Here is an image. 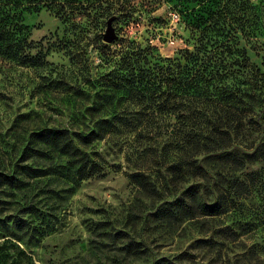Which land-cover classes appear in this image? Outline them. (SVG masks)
I'll use <instances>...</instances> for the list:
<instances>
[{
  "label": "rangeland",
  "instance_id": "374dc122",
  "mask_svg": "<svg viewBox=\"0 0 264 264\" xmlns=\"http://www.w3.org/2000/svg\"><path fill=\"white\" fill-rule=\"evenodd\" d=\"M220 1L226 3L225 24L264 76V0ZM17 10L22 34L32 42L30 54L39 53L43 62L20 65L0 56L5 171L14 141L20 145L36 126L88 129L113 110L109 102L121 111L115 104L123 90L102 81L119 67L127 44L148 49L151 62L177 58L180 49L193 47L191 22L206 16L202 0H21ZM108 24L111 40L104 39ZM95 104L101 106L91 109ZM252 113L264 116V104ZM126 135L127 142L114 133L85 146L99 174L74 181L52 167L57 158L33 159L51 170L25 178L14 190L0 186V255L7 251L6 261L16 256L19 264H153L161 256L176 264H264L263 191L240 196L227 191L236 205L220 215L180 216L175 200L185 196L187 182L167 185V159L158 162L154 150H145V139ZM154 138L161 146L169 135L164 129ZM136 171L144 172L152 188L133 180ZM207 186L209 197L216 198L215 180ZM17 215L23 219L16 223Z\"/></svg>",
  "mask_w": 264,
  "mask_h": 264
},
{
  "label": "trees",
  "instance_id": "16d2710c",
  "mask_svg": "<svg viewBox=\"0 0 264 264\" xmlns=\"http://www.w3.org/2000/svg\"><path fill=\"white\" fill-rule=\"evenodd\" d=\"M20 1L0 0V56L20 65L40 66L42 57L30 54L32 42L22 34L17 10ZM202 4L206 16L200 15L190 24L192 49H180L177 58L151 62L148 49L127 44L119 67L102 81L112 90H123L115 104L121 111L106 99L113 110L88 129L36 126L28 139L12 144L11 167L0 169V186L14 190L25 178L51 170L33 159L57 158L60 162L55 161L52 167L57 165L74 181L99 174L98 161L85 146L114 133L127 142L126 133L130 132L136 140L145 139V150H154L158 162L167 159V185L187 182L182 191L185 196L175 200L180 216L209 218L227 212L236 205L234 197L226 196L227 191L233 196L264 192V116L252 113L256 105L264 104V76L239 45L232 27L225 24L226 3L202 0ZM100 106L95 104L91 109ZM164 129L169 139L160 146L161 141L154 137ZM253 131L258 141L252 138ZM29 157L32 162L24 161ZM131 177L142 188H152L144 172H133ZM212 179L219 193L214 199L209 197L207 186ZM230 179L236 186L222 188L220 184ZM168 209L169 215L175 216L172 206ZM21 219L13 217L16 223ZM9 254L1 251L0 262L19 264L16 256L6 261ZM153 264L176 263L161 256Z\"/></svg>",
  "mask_w": 264,
  "mask_h": 264
},
{
  "label": "water",
  "instance_id": "95a60500",
  "mask_svg": "<svg viewBox=\"0 0 264 264\" xmlns=\"http://www.w3.org/2000/svg\"><path fill=\"white\" fill-rule=\"evenodd\" d=\"M114 36L113 29L110 24L107 25L106 31L104 33L105 40H111Z\"/></svg>",
  "mask_w": 264,
  "mask_h": 264
}]
</instances>
